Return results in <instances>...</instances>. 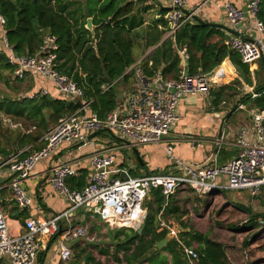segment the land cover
Listing matches in <instances>:
<instances>
[{"label": "trees", "instance_id": "1", "mask_svg": "<svg viewBox=\"0 0 264 264\" xmlns=\"http://www.w3.org/2000/svg\"><path fill=\"white\" fill-rule=\"evenodd\" d=\"M130 11L131 3L127 0H0V14L4 21L2 28L0 26V38L4 32L6 42L15 55L34 56L39 53L45 35L55 37L56 70L71 78L83 90L85 99L90 101V112L104 121L117 108L114 88L106 91L103 89L106 81L110 84L119 80L127 81L128 77L124 73L135 62L133 44L137 36L136 30L142 26L143 21L130 15ZM257 18L264 27V0H260ZM88 19H91L92 31L86 29ZM163 35L164 31H155L146 48L157 44ZM214 37L219 39L212 43ZM182 48H185L188 56L186 72L190 76L212 74L225 59L234 67L239 79L215 90L211 89L210 95L215 98L214 106L224 99V93H236L237 88H242V82L246 86H253L249 66L224 46V37L219 30L211 25L197 23L183 25L172 40L168 38L145 59L141 65L143 77L149 81L154 80L157 75L163 81L178 80L182 68L176 49ZM6 54V49L1 45L0 81L9 87L10 82L15 84L22 79L13 78L12 68L6 63ZM231 65L228 62L223 64L217 77L227 82L232 77L229 74L230 70L233 71ZM259 70L264 73V66L261 65ZM254 77L256 86L253 93L243 94L238 104L246 106L248 110H263L264 80L258 81L257 71L254 72ZM79 106L63 98L53 99L49 95L36 94L32 98L14 99L3 97L0 98V115L18 121L25 130L33 129L18 138L20 147H25L39 142L41 136L59 118L74 113ZM41 148L42 146L39 149ZM0 154L3 159L10 156L1 149ZM219 154L216 160L218 165H223L232 158L231 154L226 157L222 150ZM26 156L27 153L22 152L18 158ZM85 184V176L82 175L66 180L70 190L80 191ZM261 191L264 192V189ZM182 202L175 195L164 197L160 189L151 190L144 203L146 216L141 226L142 233L138 235L133 230L115 229L113 233H108V247L99 249V253L117 264H190L183 247L190 248L196 244L198 257L195 264H228L226 248L222 243L195 231L190 220L184 221L183 218L188 213L183 209ZM239 209L249 219L232 231L257 230L261 215L253 214L244 206H239ZM170 220L182 231L178 232L177 241L172 240L163 249L157 250L155 244L168 234L166 230L159 231L160 222L167 223ZM258 235V232L254 233L250 240L244 242V247ZM82 253L77 254V257ZM85 264L102 263L89 253Z\"/></svg>", "mask_w": 264, "mask_h": 264}, {"label": "built area", "instance_id": "2", "mask_svg": "<svg viewBox=\"0 0 264 264\" xmlns=\"http://www.w3.org/2000/svg\"><path fill=\"white\" fill-rule=\"evenodd\" d=\"M158 5H167L164 18L167 24V37L172 39L175 33L190 20L195 11L185 14L186 0H153ZM260 0H248L246 9L254 18L260 31L264 29L257 18ZM225 15L230 27L237 31L244 20L245 12L227 3ZM4 24L0 14V26ZM3 32V31H2ZM228 48L236 53L241 62L252 69L257 61L264 64V43L259 39H246L232 36L227 41ZM1 45L6 49V63L12 68V76L23 79L27 73H36L52 83L61 97L79 104L76 112L61 117L57 123L44 133L39 142L42 148L25 158L9 156L0 161V171L9 175V188L18 209L31 206V198L23 188L38 162L47 159L62 145H77L86 141L87 135L98 131L110 130L136 146L159 145L178 121V105L185 96L200 95L209 97L210 78L205 75L190 76L182 69L178 80L164 82L165 90L154 88L152 81L146 80L140 70L136 72V89L128 97L126 113L120 115L113 111L104 121L89 112L90 101L84 97L83 90L75 82L56 70V39L45 35L37 55H15L1 33ZM181 56L186 58L185 50ZM40 95H47L41 91ZM36 94L27 95L32 98ZM253 97L255 94L252 95ZM121 118V119H120ZM254 139L244 137V130L236 133V155L223 165L216 161L212 165L198 169L186 168L181 175H149L140 178H115L111 176L115 157L112 154L93 155L90 159L92 173L85 186L80 190H70L66 185L69 177H74V167L67 163L55 165L50 170V184L54 192L63 198L68 209L49 220L36 221L28 218L24 221V231L13 235L9 232L7 218L0 207V259L7 264H34L43 242L49 241L58 231L59 222L68 219L71 212L83 209L97 215L111 230L141 228L146 216L145 200L151 190L160 189L164 197L174 195L179 188L190 189L197 196H210L222 191L246 192L257 195L264 189V109L251 113ZM168 156L171 147L166 148ZM264 225V222H262ZM160 230H166L178 240L175 227L160 222ZM63 239L86 238L83 228L69 227L62 234ZM59 256L69 261L70 249L59 243ZM190 264H195L197 252L193 247H183Z\"/></svg>", "mask_w": 264, "mask_h": 264}, {"label": "crops", "instance_id": "3", "mask_svg": "<svg viewBox=\"0 0 264 264\" xmlns=\"http://www.w3.org/2000/svg\"><path fill=\"white\" fill-rule=\"evenodd\" d=\"M80 1L84 2L85 0ZM127 2L131 3L130 15H135L143 21L142 26L136 30L137 36L133 44L135 62L124 73L128 77L127 81L119 80L111 84L108 81L103 87L104 91L111 87L114 88L117 94V108L114 111H117L120 115L126 113L127 99L136 89L137 84L135 78L137 70H140L142 74L141 65L143 61L150 57L168 39L167 24L164 18L165 13L168 11L167 5L158 6L153 0H127ZM247 2L248 0H186L183 12L190 14L195 11L193 19L188 22L189 24H200L199 22H203L205 23L204 25H211L218 29L224 37V46L228 48L226 43L233 35L213 25H221L232 29L227 22L224 9V6L230 3L245 12L244 20L237 30L241 37L250 40L259 39L264 43V29L260 31L254 18L248 13L246 9ZM155 31H164L162 39L157 44L146 48L147 43L151 40ZM218 39L219 37H214L211 42L214 43ZM183 49L185 50V48L176 49V53L181 60V68L186 71L188 56L186 50V58L181 56ZM226 62L231 65L229 60L225 59L212 74L205 75L210 78L212 90L239 79L232 65L233 71H229L232 77L227 82L217 77L218 70ZM261 65L264 66L262 61H257L252 65V69L250 68L253 82L252 87L246 86L240 80L242 82V88H247L249 90L248 93H253V88L256 86L255 71L258 72V81L262 82L264 80V73L259 70ZM9 76L12 79L11 75ZM157 79L161 78L157 75L154 80H151L152 83ZM3 85L5 95L1 99L3 97L11 99L26 97L29 93L36 94L41 91H45L53 99H66L58 95L52 83L46 81L36 73L25 74L20 82L15 84L10 82L9 87H6L5 84ZM222 97L224 99H221V102L216 106L213 104L215 98L211 95L208 98L200 95L183 97L178 105L179 121L171 127L159 145H132L126 139L113 133L116 138L124 140V142H119L114 140L105 130L92 138H90L92 134L87 135L86 141L82 144L62 145L47 159L38 162L30 177L23 183V188L32 201L31 206L27 209H18L13 201L12 192L9 188L10 177L5 170L0 171V207L2 214L7 218L9 232L13 235L21 234L24 231V221L26 219L31 218L36 221H45L68 209L65 200L54 192L50 184V170L53 166L60 163L72 165L76 171L75 176H85V182H87L92 173L90 159L96 154H112L115 157V163L112 167L111 176L122 179L140 178L146 176V172L154 175H181L186 168L195 170L212 165L217 160L219 151L221 150L231 154L233 158L237 152L236 133L239 129L244 130V137L249 140L254 139L251 118V113L254 110H248L246 106L238 104L239 99L233 100L238 96L233 95L232 92H226ZM66 100L75 103L69 99ZM229 101H233V104L230 105ZM235 106H237V110L223 122L224 117ZM222 123L223 130L220 138L219 134ZM19 126H21V132L18 138L33 131L31 128L22 131L24 128H22L21 123ZM18 138L16 143L19 149L14 155L26 152L28 156L42 146L40 142H35L25 147H20ZM167 147H171L170 156L166 153ZM216 148L218 150L214 157V149ZM135 152H137L143 167L140 165ZM2 159L3 157L0 154V161ZM212 195L217 194L214 193ZM203 197L207 199L208 196H198L197 202L186 200L181 203L183 209L188 213L183 219L192 216L191 210L187 208V205L191 204L193 208L201 206V202L204 200ZM177 199L181 200L179 197ZM166 224L175 227L178 232L182 231L172 220ZM69 227L85 229L86 238L63 239L62 234ZM110 232L113 233L114 231L109 229L97 215L83 209L74 210L68 219H62L59 222V231L49 241L43 242L34 264H85L86 255L89 253L97 261L102 262L101 258H105V256L99 253V249L108 247V233ZM61 242L71 251L69 261H62L59 256L58 246ZM111 251L112 248L110 247ZM230 251L232 255L228 256L227 261L228 259L231 260L234 256L232 250ZM79 253L82 254L78 258L77 254ZM2 264H7V262L3 261Z\"/></svg>", "mask_w": 264, "mask_h": 264}, {"label": "rangeland", "instance_id": "4", "mask_svg": "<svg viewBox=\"0 0 264 264\" xmlns=\"http://www.w3.org/2000/svg\"><path fill=\"white\" fill-rule=\"evenodd\" d=\"M3 87L4 85L0 81V98L5 95ZM248 92L249 90L245 87L238 88L236 93L233 92V95L238 97L233 100L239 99ZM29 95L31 94L29 93ZM229 104H233V101H229ZM19 125L18 121L11 120L10 117L2 114L0 115V149L5 151L6 154L14 155L19 149L16 143L21 132V126ZM227 155L228 153H226V157ZM216 194L208 196L207 199L203 197L204 200L201 202V206L196 208H193L191 204L187 205V208L191 210L192 216L184 220H190V224L195 231L208 235L211 239L222 243L226 248L227 258L232 255L230 251L232 250L234 256L231 260L228 259L229 264L231 262V264H252V262L253 264H263L264 225L262 222H264V217L262 216H264V192L260 191L255 196H250L246 192L232 191H222ZM174 195L183 202L186 200L191 202L198 201V196L187 188L177 189ZM239 206L250 209L253 214L261 215L258 219L259 228L257 230L250 232L232 231L244 225L249 219L247 214L239 209ZM256 232L259 233L258 237L249 241L248 245L244 247V242L250 240V237ZM192 247L196 249L197 245L193 244ZM101 259L102 262H100L102 264H117L106 257Z\"/></svg>", "mask_w": 264, "mask_h": 264}, {"label": "water", "instance_id": "5", "mask_svg": "<svg viewBox=\"0 0 264 264\" xmlns=\"http://www.w3.org/2000/svg\"><path fill=\"white\" fill-rule=\"evenodd\" d=\"M200 24H205V23H203V22H199ZM213 26H215V27H218V28H222L223 30H225V31H227V32H229L230 34H232L233 36H240L241 37V35L237 32V31H235V30H233V29H229V28H227V27H224V26H221V25H213ZM86 29H88L89 31H92V29H93V26H92V24H91V19H88L87 20V25H86ZM106 80V79H105ZM106 83H108V81H106ZM153 87L154 88H158V89H162V90H165V85H164V82L162 81V79H157L154 83H153ZM237 110V106H235L225 117H224V121L223 122H225L235 111ZM121 119V118H120ZM222 130H223V123H222V125H221V130H220V134H219V136H220V138H221V134H222ZM114 140H116V141H119V142H124V140H122V139H118V138H116L115 136H114V134H113V132L112 131H110V130H105ZM101 131H98V132H95V133H93L91 136H90V138H92V137H94V136H96V135H98L99 133H100ZM89 138V139H90ZM133 148V147H132ZM217 150H218V148H216V149H214V157L216 156V153H217ZM133 151H134V149H133ZM136 153V157H137V159H138V161L140 162V165L143 167V165H142V163H141V161L139 160V156H138V154H137V152H135ZM146 175L147 176H149V175H153V174H150V173H148V172H146ZM137 234L138 235H140L141 233H142V229L141 228H139L137 231ZM174 239V237H173V235L172 234H170V233H168L167 235H166V237L162 240V241H160V242H157L156 244H155V248L157 249V250H161V249H163L170 241H172ZM3 263V259H0V264H2Z\"/></svg>", "mask_w": 264, "mask_h": 264}]
</instances>
